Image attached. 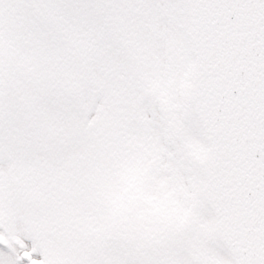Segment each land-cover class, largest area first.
<instances>
[{
	"label": "snow or ice",
	"instance_id": "6c2138e0",
	"mask_svg": "<svg viewBox=\"0 0 264 264\" xmlns=\"http://www.w3.org/2000/svg\"><path fill=\"white\" fill-rule=\"evenodd\" d=\"M0 264H264V0H0Z\"/></svg>",
	"mask_w": 264,
	"mask_h": 264
}]
</instances>
